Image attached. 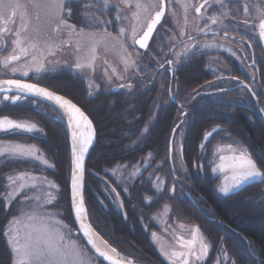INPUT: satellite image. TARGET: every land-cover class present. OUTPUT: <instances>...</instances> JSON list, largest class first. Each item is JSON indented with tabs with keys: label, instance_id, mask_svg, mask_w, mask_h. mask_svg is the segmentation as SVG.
I'll return each instance as SVG.
<instances>
[{
	"label": "snow or ice",
	"instance_id": "obj_1",
	"mask_svg": "<svg viewBox=\"0 0 264 264\" xmlns=\"http://www.w3.org/2000/svg\"><path fill=\"white\" fill-rule=\"evenodd\" d=\"M173 2L179 3L184 9L185 27L187 26L189 7H194V12L200 20L207 19L210 21V24H205L203 27L197 24L194 29L195 34L186 32L182 28L178 33L179 39H177L176 35H173L172 39L176 40V43L169 45V51L172 53L174 59H165L168 53L163 52V49L159 50V59L156 60L157 74L161 75L162 73L159 70L164 69L166 64L169 65L170 67H168L167 71L171 73L173 77L171 83L174 84L175 65L180 63L181 58L191 59L200 53L202 49L224 47L216 43L215 38L220 35V32L212 28V25H218L223 30V35L227 37L230 29L224 23L225 20H234L237 21V24H248L249 21L247 19L243 21L238 20L239 9L237 8L231 9V12H235L237 15H230L228 4L232 0H203L199 6H191L185 0H169V3ZM214 4L219 5V15L209 13V9L213 8ZM121 5L135 9L132 13V19L137 22V25L139 24L141 14L146 13L149 8V5L143 3L142 0H120L119 4L115 5L111 4V0H100L99 3L97 0H26V3H21L20 0H0V48L7 49L10 47V54L0 59V65L11 76L19 73L21 77H29L30 72L40 74L56 70L55 68H50L49 65H59V59L50 60L49 57H55L56 50H63L65 44H57L54 40L41 42L39 33L42 22L41 12L43 11V22L52 25V32L56 37L67 35L71 38L75 34L82 40H87V50L83 58L78 55L81 52L80 43L75 45L74 54H76V58L70 67L82 71L91 80V83L88 85L90 89L89 95H92L93 91H99L100 89V85L92 77L99 58L98 48L103 47L107 49L108 38H111V40L120 45L124 53L121 56L124 70L134 69L133 76H142L145 73V69L137 64L136 59H134V56L139 55L135 46L138 45L140 49L146 51L149 49V41L153 37V32L156 30L157 25L161 24V20L165 16V0H158V5H151L152 7H156L157 10L154 15L148 17L147 23L143 26L145 30L142 31V34L138 35L137 26L133 25L130 37H126V28L123 26L114 35L107 27L111 21L100 19V16L106 15L105 10L110 6L116 10V20L127 19V17L121 15ZM254 7L256 15L252 19H259V37L264 39V4H256ZM29 9L32 11L30 12ZM201 9H204L203 13ZM97 10L100 15L96 14ZM243 12L245 16H248L249 6L247 4H244ZM76 13H79L81 17L79 27L77 23L70 22ZM171 15H176L174 9ZM17 17H19L20 21L19 27H9V25L16 24ZM33 21H35L34 25ZM30 27L36 33L35 39L27 34ZM233 27H236V25H233ZM98 31L106 35L98 37ZM209 32H211L213 39L211 41H202L200 39L201 34L207 37ZM185 36L187 37L186 39H184ZM8 37H14V39L8 40ZM129 40L131 43H129ZM71 43V39L66 42L69 45ZM176 48H180V51L177 52ZM224 50L230 51V49ZM103 63L107 65L108 61L104 60ZM253 63H255L254 59ZM111 71L115 75V79L121 81L118 84L119 88L126 89L130 93L133 92L136 85L131 82L130 78L117 74L115 67H112ZM33 78L39 81L43 77L37 75ZM151 79L154 82L155 76ZM216 79L238 80L239 78L232 75L226 77L221 72L217 75ZM103 80L107 85L113 82V76L108 75L107 68H105ZM208 83L211 84L212 82L209 81ZM239 86L247 90L252 97H256L257 103H259L255 76L252 77V81L249 83L240 80ZM214 87L218 92L229 91L222 85H214ZM193 91L196 95L202 94L197 89H193ZM205 92L207 93L208 90L205 89ZM9 93L13 94L10 96ZM167 94L170 99H176L172 93L171 86H169ZM28 96L42 97L52 102L63 113L61 118L65 119L67 125L72 129L74 168L71 176L70 208L74 210L75 222L79 223V232H82L84 239L87 240V244L91 245V248L95 250V253L99 257L108 261L109 264H124L125 258L120 257L117 250L110 248L106 241H104V244L106 248H110L112 254L97 245L96 237L99 236V233H96L91 223H84V220L87 218V209L82 191L85 178L84 160L89 149L93 146L96 135L93 121L81 106H78L77 103L66 98V96L50 90V86L41 87L39 82L27 83L20 78H0V104H3L5 101L15 104L17 101L27 99ZM188 98L195 99V96H189ZM259 110L264 112V106H261ZM179 114L181 117L188 115L183 104L179 105ZM184 123L183 119H179V122L172 129V138L168 142L170 145L168 149L169 159L173 158L171 146L177 143L176 129L180 128ZM148 130V125L146 124L143 128V133H147ZM15 131L33 133L42 132V129H39L35 123L20 122L7 116L0 118V132L8 133ZM220 131L222 129L219 125L207 131L204 135V142L199 145L200 150L206 151V143L209 138L214 133ZM178 149L180 170L187 173V166L183 161L182 143L178 145ZM226 152L228 154H225ZM212 155L213 159L208 162L210 171L213 174L223 175V180L217 186V191L224 197L230 198L233 195H238L246 186L251 187L255 182L264 184V154L254 158L253 154L246 147L238 142H233L224 147L217 146L213 149ZM153 159L151 153H149L143 162H137L131 166L128 164H117L111 169H105V171L111 172L113 177L123 176L122 187L127 192V184L134 183L138 177L142 179V172ZM0 161L4 163H31L39 161L44 166L40 168L41 175L39 176L34 175L31 169H27L13 170L4 177L6 183L3 195L0 198L4 202L5 210H10L13 202L23 193L22 200L18 201L22 207L18 210L17 215L11 217L3 233L8 238L7 243L11 246L12 253L15 254L14 264H99L97 260L86 255L81 243L73 238V229L61 218L62 213L59 212L58 206L56 208L49 207L57 201V193L60 191V186L44 174L47 168H54L55 165L40 153V149L35 145L12 143L0 139ZM159 167L160 165H157V168ZM193 167H198L202 171L204 165L193 163ZM173 172H175V166H173ZM184 178L187 179V176L185 175ZM172 179L173 183L169 191L175 193L177 187L176 181L180 177L173 175ZM149 180L155 181L153 188L158 196L164 193L165 181L159 175L153 177L150 174ZM118 182L120 181L118 180ZM105 190L115 193V199L123 207V201L119 200V193L116 192L115 188L109 186ZM144 199L148 203L152 202L151 197L145 196ZM259 202L264 203V198ZM171 211L170 206L165 204L161 216L153 217V219L160 220L162 216H167ZM179 228L184 229L185 225L180 224ZM164 230L167 231V228ZM189 234L190 239H185L183 235L174 236L175 246L171 250L161 247L162 254L170 264H197V262L203 264V260L207 257L211 245L201 232L199 226L190 229ZM152 235L154 239H159L156 233H152ZM249 246L250 248L252 247L251 244ZM177 248L180 250H177ZM251 256V264H264V250L253 252ZM127 264H133V261L127 260ZM217 264H236V259L228 255L227 249L222 248L221 255L217 259Z\"/></svg>",
	"mask_w": 264,
	"mask_h": 264
},
{
	"label": "trees",
	"instance_id": "obj_2",
	"mask_svg": "<svg viewBox=\"0 0 264 264\" xmlns=\"http://www.w3.org/2000/svg\"><path fill=\"white\" fill-rule=\"evenodd\" d=\"M242 1L244 0H236L228 4L230 10L236 7L239 9L238 20L242 17L240 5ZM257 1L253 0V2ZM166 20L167 18L158 29L148 51L145 53L138 51L139 59L145 67L157 60H151L149 57L146 59L151 51L157 54L158 59L160 49L168 53L165 59L171 57L170 44L166 41L169 35V30L165 28ZM207 23L209 22L205 19L203 24ZM248 26L244 32L237 31V36L251 41L256 55L262 57L264 65V50L259 38L255 34L251 35ZM253 31L255 32V29ZM237 43L240 45L239 55L242 58L245 52L248 54V50L244 47V42ZM197 55L198 57L189 59L188 66L185 67L188 82H183L182 73L179 74L180 88L196 85L200 80H209L210 74L205 68L214 61V56L220 55L228 60L224 53L200 51ZM260 71L264 80V67ZM242 73L240 64H234V75L240 78ZM132 83L136 87L131 93L126 89L118 93L104 89L98 94L89 95L84 90L83 83L78 80L76 96L68 95L89 115L96 130V141L86 165L84 198L89 222L105 241L125 256L126 261L132 260L136 264H170L152 238V233L161 234L164 231L161 220L153 217L159 216L167 204L172 211L164 218L165 225L179 228V224H183L193 228L199 226L201 229L211 245L206 264H217V259L221 255L220 247L227 249L228 255L236 259V264H251L248 253L236 252L233 247L236 241L237 245L242 246H246V242L249 241L253 248L260 243L264 245V203L259 202L264 198V184L256 183L238 195L224 197L217 191L222 174H213L208 163L213 159L214 145L225 146L234 141L246 147L254 158L264 154V121L256 117L253 123L249 122L250 113L246 108L251 98L249 92L237 91V107L233 111L230 107L220 108L219 114L217 110H206L205 113H212V119L190 128L191 134L201 136L216 125H219L222 131L214 133L212 140L207 141L206 151L200 150V153L185 148L183 161L187 166V173H184L178 171L175 165L173 172L169 162L168 142L176 125L179 109L174 107L172 110L168 105L166 95L168 84L164 83L163 88H160L159 83L156 82L151 87L147 85L146 87L149 88L145 89L143 84L135 80ZM60 94L64 95V93ZM4 116L20 122L35 123L39 129H42V132L33 133L0 132V139L35 145L40 149V153L55 165L54 168H47L44 172L50 180H54L60 186L57 201L49 207L58 206L59 212L62 213L61 218L73 229V238L81 243L84 250L89 251L76 233L70 208L72 149L68 128L61 118L62 115L50 104L27 97L19 103L12 104L5 101L0 104V118ZM146 124L149 130L143 133ZM180 128L176 129V135ZM195 139L197 138L191 140L192 143L196 142ZM149 153L154 159L142 172V179L138 177L134 183L127 184V192L122 187L123 176L113 177L111 172L105 171L117 164L131 166L143 162ZM193 163L203 164V170L194 168ZM157 165L160 167L157 168ZM41 167L44 166L39 161L31 163L0 161V197L4 192L6 183L4 177L7 173L13 170L31 169L34 175L39 176ZM150 174L153 177L159 175L165 181V191L159 196L153 188L155 181L149 180ZM173 175L180 177L176 181L175 193L169 191L173 183ZM185 175L187 179L184 178ZM109 186L119 193L123 207L115 199V193L105 190ZM188 194L195 199L200 210L208 218H205L193 205ZM145 196L151 197L152 202L148 203L144 199ZM22 198L23 193L13 202L10 210H5L4 202L0 198V264H13V253L8 248L7 238L3 233L11 217L17 215L22 207L18 202ZM233 229L240 234L234 233ZM95 260L103 264L98 259Z\"/></svg>",
	"mask_w": 264,
	"mask_h": 264
},
{
	"label": "flooded vegetation",
	"instance_id": "obj_3",
	"mask_svg": "<svg viewBox=\"0 0 264 264\" xmlns=\"http://www.w3.org/2000/svg\"><path fill=\"white\" fill-rule=\"evenodd\" d=\"M165 1L167 3V11H169L170 6L173 7V5L174 6L176 5L175 2L169 3V0H165ZM198 1L199 2L197 4V6H199V4L203 2V0H198ZM23 2H25V0H23ZM97 2L99 3L100 0H97ZM119 2H120V0H111L112 5L119 4ZM142 2L145 3L146 5H149L148 12L149 11L151 12V13H149L150 16L154 15L156 8L154 11L153 10L151 11V9H152L151 5H153L155 0H142ZM232 2H236V0H232ZM121 8H122L121 15L124 17H127V19L116 20V18H115L116 17V10L111 6L105 10L106 15L100 16V19H105V20L111 21V23L107 25L109 31L113 32V34L115 35L116 33H118L120 27H122V26L125 27L126 31H127L128 28L131 29L133 25H136L137 29L139 30L140 27L142 26V23H143L142 21L144 19V17H143L144 13L141 14L139 24L137 25V22L132 19V13L135 9L124 7L123 5H121ZM201 12L203 13V9H201ZM96 14L100 15L98 10H97ZM41 17H42V22H41V28H40V33H39V38H40L41 42L43 43V41H45V40H54L57 44H65V47L63 48V50H56V56L55 57H49L50 60L59 59V61H60L59 65H50L49 66L50 68H55L56 70L55 71H48V72L40 73V74H36L35 72H30L29 77H21L19 75V73H17L15 76H11V74H9L7 72V70L3 69V66L0 65V78H20V79H23L24 81H27L30 83L39 82L40 86H43V87L50 86V90L55 91V92L59 91L60 93H64V96H66L69 99H70L69 96H71V95L76 96V94H77L76 81L80 80L83 83L84 90L86 91L87 94H89L90 89H89L88 84H87L86 76L82 75V74H78V70L74 69L73 67H70V65L73 64V62L76 58V54H74L75 53V45L77 43H80L81 52L78 55L83 56V54H85L86 50H87V43H88L87 40L86 39L82 40L81 38L77 37L75 34L71 38H69L67 35L62 36V37H56L55 34L52 32V25L49 23L43 22V17H44L43 12H41ZM166 17H167V15H166ZM166 17H165V19H166ZM89 19H90V17H89ZM147 21L148 20H146V23H147ZM203 21L199 25L204 26L205 24H203ZM70 22L77 23V26L79 27L80 23H81V17L79 15V13H76L74 15V18L72 20H70ZM19 23L20 22L16 21L15 25H9V27L18 28ZM34 24H35V21H33V25ZM129 24H130V27H129ZM218 29H217V31L220 32V35L217 37H220L224 40H229L230 42H233V43H234V41L240 42V43L244 42V45H245L244 47H246V49L248 50V54H246V52H245L243 57L240 58V61H238L237 58L232 57L231 55H228L227 53H224V54H225V57L228 58V60L222 58V56H220V55L214 56L213 57L214 61H211L207 65V67L205 68V70L207 69L208 73L210 74L209 80H206V81L200 80V82L196 83V85L182 86L180 88L179 87V84H180V80H179L180 75L179 74L180 73H182L181 77L183 79V82H188V77H186V75H185L187 73L185 71V67L188 66V60L189 59H184V58H181L180 63L175 65L176 72H175V77H174V79H175L174 84L171 83V81L173 80L171 73H169L167 71L168 67H170V66L166 64L164 69L159 70L160 73H162V74L158 75L157 70H156V60H154V63L149 64L148 66L145 67V68H147V70L145 71L144 75L133 76L134 69H129L128 70L129 74H127V76H125L126 78H130L131 82L133 80H135L139 84H144V82L148 83V85H150L149 87H151V85L156 83V82L159 83L160 80L163 81V78H166V80H167L166 82L168 84L167 89H166V95H167L169 107L172 110H174V107H177V109H179V105L183 104L184 108L188 112L187 116L181 117L180 114H178V116L176 117V118H178L176 123L179 122V119H183L185 121V123L181 125V126H184V128H185V134H184L183 141H182L183 153H184L185 148L188 150L190 149L191 151L200 152L199 145H200V143L204 142V135L201 136L198 134H191L190 128L192 126L198 125L200 123H203V122H206L207 120L212 119L211 118L212 113H205L206 110H209V111L210 110H217V113L219 114L218 111L222 107H224V108L230 107L231 111H233L237 107L236 93L238 90H245L239 86L240 80H243L245 83H249L252 81V77L255 76V85H256L257 97L259 98V103H257L256 97H252L250 95L251 98H249V102H248V105H246V108L250 113V115H249V122L250 123H253L256 117H258L264 121V112H261L259 110L261 106H264V80H262V78H261V71H260V69H262L264 67L262 57L259 55H256L254 48H253V44L251 43V41H248L245 38H241V37L237 36V31H235V29H230L229 35L227 37H225L223 35V31H221L220 29L218 30ZM27 34L30 35L34 39L36 38V33L32 31L31 27H30L29 32ZM140 34H142V32ZM101 35H106V34L98 31L97 36L99 37ZM207 36H212L211 32H209V34ZM11 39H14V37H8V40H11ZM69 39H71V41H72V43L70 45L66 44V42ZM152 42H153V40H152ZM107 45H108L107 49H104L103 47L98 48V53H99V51H101L103 54H105V55H102V57H101V59H103L102 62L104 60H107L109 62L110 56H113V59H116V58L121 59L120 57L124 53H123L122 49L120 48V45L117 42L111 40V38L107 39ZM136 48L138 51L142 52L141 50H139L137 45H136ZM179 49L180 48H178V50ZM178 50H176V51H178ZM9 54H10V47L7 49L0 48V59H2L4 56H7ZM170 56L171 57H168L167 59H174L172 53ZM195 57H198V55H196ZM137 58H140V54L137 56ZM253 59L255 60V63H253ZM234 64H240V70L243 72L242 76L240 78L238 77L239 78L238 80H218V79H216L217 75L221 72L226 77L229 75L236 76V75H234ZM102 68H104L101 70L102 74L100 77H98L99 80H97V82H96L100 85V89H99V91H94L92 95L98 94L104 89L109 90L108 85L104 83L103 74H104L105 68H107V71L111 68L109 67V64L105 65L104 63L102 65ZM37 75H39L40 77H43V78L40 79L39 81H37V79L33 78V77H36ZM154 76H155V81L153 82L151 78ZM141 81H142V83H141ZM209 81H211L212 83L209 84L208 83ZM114 82L116 84L114 86H112L110 88V90L112 92H115V93L121 92L123 89L118 87V84L121 83L120 80H117L114 78ZM214 85H222L223 87H225L229 91L218 92V91H216V88L214 87ZM169 86H171L172 93L176 97L175 100L170 99L168 94H167V90H168ZM149 87L144 86L145 89H147ZM193 89L199 90L202 94L196 95V93L193 91ZM205 89L208 90L207 93L205 92ZM60 93H58V94H60ZM189 96H195V99H189L188 98ZM195 137L197 138V139H195L196 142L192 143L191 140ZM213 137L214 136L210 137L208 141L212 140ZM234 142H236V141H234ZM206 146H207V143H206ZM217 146L224 147L223 145H219V144H217ZM214 147L216 148V145H214ZM174 148H175V145H172V152H173L172 153V157H173L172 158V165L173 166H174V155H175L174 154ZM195 148H196V150H195ZM225 154H228V153H225ZM169 162H170V166H171V159H169ZM171 170H172V167H171ZM222 180H223V175H222ZM222 180H221V182H222ZM221 182H220V184H221ZM256 183H260V182H256ZM256 183H254V184H256ZM247 187L248 186H246L244 188V190ZM188 197L192 201L193 205L203 214V216L205 218H208L200 210L195 199L190 194H188ZM219 224H221V223L219 222ZM233 232L238 233L237 230H234V229H233ZM238 234H240V233H238ZM183 236L185 239L191 238L190 235H183ZM246 243H247L246 246H242L240 244L237 245V241H236L235 245L233 247L234 251H236V252L241 251L244 253H248L249 257L252 259L251 254L253 252H259L260 250H264V245L261 243L259 245H257L256 247L254 246V248L253 247L250 248L249 241H247ZM221 249H222V247L219 248L220 252H221ZM178 250H180V249H178ZM206 258L207 257L204 258L203 264H206Z\"/></svg>",
	"mask_w": 264,
	"mask_h": 264
},
{
	"label": "rangeland",
	"instance_id": "obj_4",
	"mask_svg": "<svg viewBox=\"0 0 264 264\" xmlns=\"http://www.w3.org/2000/svg\"><path fill=\"white\" fill-rule=\"evenodd\" d=\"M20 2L21 3H26V0H25V2H23V0H20ZM185 2L188 3L191 6H197L199 1L198 0H185ZM153 4H157L158 5V0H155V2ZM244 4H247L249 6L248 16L244 15V12H243ZM256 4H264V0H258L257 2H253V0L252 1L251 0H244V1H242L240 3V5L242 7V15H241L242 17L239 20L243 21V20L247 19L249 21L248 24H243V23L237 24V21L230 20V19L229 20H225L224 23L228 25L229 29H235V31H240L241 30L243 32H244V29H247V26L250 25V26H248L249 27V29H248L249 32L251 33V35L255 34L258 37V29L257 28H258V24H259V19H252V17L256 15V10H255V7H254ZM155 8L156 7H152L151 11L152 10L154 11ZM173 9L176 12L175 16L171 15V12H172ZM156 10H157V8H156ZM228 10L230 12V15L235 14V12H231V10L229 8H228ZM29 11L31 12L32 10L29 9ZM203 11H204V9H203ZM149 13H151V12L147 11L146 13H144V15H143L144 19L142 18L143 19V21H142L143 23H142V26L140 27V29L138 30V34H140L144 30L143 26L146 24V20H148V17L150 16ZM209 13H214L216 15H219V5L214 4L213 8L209 9ZM184 15H185L184 9L180 6L179 3H176L175 6L173 5V7L172 6L169 7V11H167V17H166L167 20L165 22V28L169 30V35H168L167 40H166L169 44H175L176 43V40H173L172 37H173V35H176L177 39H179L180 37H179L178 33H179V31L182 28L185 29L186 32L195 34L194 29L196 28V25L200 24L203 21V20H200L199 17H197L196 13L194 12V7H189V10H188V13H187V26L185 27ZM17 22H20L19 21V17H17ZM208 22L209 23H207V24H210L209 20H208ZM233 25H236V27H233ZM200 26L203 27V25H200ZM129 27H130V24H129ZM212 28L217 30L219 28V26L218 25H212ZM253 29H255V32L253 31ZM220 30L223 31L222 29H220ZM130 32H131V29L128 28V30L125 33L126 37H130ZM186 38L187 37L185 36L184 39H186ZM200 39L202 41L203 40L211 41L213 39V37L212 36L205 37L203 34H201ZM215 39H216V43L217 44H221L224 47L223 48L202 49L201 51H205V52H208V53H216V54L217 53H227L228 55H231L232 57H235V58H237L238 61H240V55H239L240 45L236 41H234V43H233V42H230L229 40H224V39H222L220 37H216ZM129 43H131L130 40H129ZM224 49H230V51H225ZM136 50H137V48H136ZM176 50H178V48H176ZM179 51H180V49L177 52H179ZM99 53L100 54H99V58H98L97 63H96L95 73H94V75L92 77L93 79H95V82H97V80H99L98 77H100L101 74H102L101 70L104 69V68H102V65H103L102 60L103 59H101V57H102V55H105V54H103L101 51H99ZM84 55L85 54H83V56ZM83 56H81V58H83ZM148 57L151 60L152 59H157L158 60V56H157V54L154 51H151V54L149 56H147L146 59ZM134 59H136L137 64H139L142 67H144L145 71L147 70V68H145V65H143V63L140 61L139 58H137V56H134ZM108 64H109L110 68L115 67L117 69V74H119V75L127 76V74H129V71H124V69H123L124 68V64L122 63L121 59H117V58L113 59V56H110V61L108 62ZM78 74L84 75V73L82 71H79V70H78ZM108 75L113 76V82L110 85H108V87L110 89L112 86H114L116 84L114 82L115 75L112 73L111 69L108 70ZM86 80H87V84L89 85V83H91V80L88 77H86ZM166 81H167L166 78H163V81L160 80L159 87L163 88L164 83L167 84ZM143 85L147 86L148 83L144 82ZM9 95L11 96L12 94H9ZM19 102L20 101H17L16 103H19ZM184 134H185V128H184V126H182L177 132V135H176V142L177 143L175 144V148H174V154H175L174 155V159H175L174 163H176L174 165L177 167V170L180 171V172H182V171L180 170V158H179L178 145L182 143ZM162 213H163V211L160 213L159 216H161ZM165 217H167V216H162L160 220H161V224L163 226V230L165 228H167V231L164 230L163 233H161V234L156 233L157 236L159 237L158 240L154 239L153 235H152V238H153V241L158 244L160 249H161V247H164L165 249L171 250L175 246L174 236H177V235H190L189 234V230L192 229L193 227L192 226H190V227L189 226H185L184 229H180V228H177V227L174 228L173 226H170V225H165V222H164V220H165L164 218ZM7 246H8V248L11 251V246L8 243H7ZM111 247L114 248L113 246H111ZM177 250H178V248H177ZM117 252L120 254V257L125 258V256L122 255L118 250H117ZM85 253H86V255H89V256H91L92 258L95 259V257L89 251L85 250ZM14 260H15V254L13 253V257H12L13 264H14ZM134 264H136V263H134Z\"/></svg>",
	"mask_w": 264,
	"mask_h": 264
},
{
	"label": "water",
	"instance_id": "obj_5",
	"mask_svg": "<svg viewBox=\"0 0 264 264\" xmlns=\"http://www.w3.org/2000/svg\"><path fill=\"white\" fill-rule=\"evenodd\" d=\"M254 1H257V0H254ZM165 5H166V7H165V16H164V18H162V20H161V24H160V25H157L156 30L153 32V37H152V39L149 41V47H150V45H151V43H152V40H153L154 36L156 35V33H157L158 29L160 28V26L163 24V22H164V20H165V17H166V15H167V3H166V1H165ZM154 14H155V13H154ZM257 29H258V38H259V41H260V43H261V46H262V48H263V50H264V39H261V38L259 37V27H258ZM208 34H209V33H208ZM137 47L139 48L138 45H137ZM139 50H141L142 52H146V50H144V49H140V48H139ZM24 82H27V81H24ZM27 83H30V82H27ZM41 87H43V86H41ZM60 95H61V94H60ZM28 97L36 98V99H39V100H41V101H44V102L50 104V105L53 106L57 111H59V113H60L61 115H63V113H62L60 110H58V109L53 105L52 102L47 101V100L43 99L42 97H34V96H28ZM66 98H67V97H66ZM68 99H69V98H68ZM64 121H65V119H64ZM65 123H66V121H65ZM66 125H67V123H66ZM93 125H94V124H93ZM67 128H68V136H69V140H70V145H71V149H72V135H71L72 129H71L68 125H67ZM95 132H96V131H95ZM95 137H96V135H95ZM95 141H96V138H95ZM94 144H95V143H94ZM93 146H94V145H93ZM93 146L89 149V152L86 154V156H85V160H84V166H85V173H84V176H85V178H84V186H83V189H82V191H83V195L85 194V187H86V165H87V161H88V159H89L90 152H91ZM171 147H172V146H171ZM172 153H173V152H172ZM72 162H73V156H72ZM171 167H172V171H173L172 159H171ZM73 168H74V164H73ZM255 183H256V182H255ZM69 193H70V199H71V181H70V185H69ZM84 201H85V198H84ZM85 207H86V204H85ZM86 209H87V208H86ZM71 212H72L73 222H74V225H75V227H76V233H79L78 235H79V236L81 237V239L83 240V242H84L86 248H87V249L90 251V253H91L96 259H98L101 263H103V264H109L108 261L104 260L102 257H99L98 254L95 253V250L91 248V245L87 244V240L84 239L82 232H79V223H78V222H75V213H74V210L71 209ZM84 223H85V224L90 223L89 220H88V216H87V218L84 220ZM92 227H93V226H92ZM96 233H97V232H96ZM99 236H100V235H99ZM99 236H98V237H99ZM98 237H96V243H97V245L99 246V244H98ZM124 264H127V261H126V260H124Z\"/></svg>",
	"mask_w": 264,
	"mask_h": 264
},
{
	"label": "bare ground",
	"instance_id": "obj_6",
	"mask_svg": "<svg viewBox=\"0 0 264 264\" xmlns=\"http://www.w3.org/2000/svg\"><path fill=\"white\" fill-rule=\"evenodd\" d=\"M9 94H13V93H9ZM96 131V130H95ZM96 138V137H95ZM94 143H95V139H94V141H93V145H94ZM73 156V155H72ZM104 239L101 237V236H99L98 237V244H99V247H101L102 249H106V250H108L109 251V253L110 254H112L111 253V251H110V248H112L108 243H107V245L108 246H110V248H106V245L104 244ZM113 255H115V254H113ZM119 258V257H118ZM134 264V263H133Z\"/></svg>",
	"mask_w": 264,
	"mask_h": 264
}]
</instances>
